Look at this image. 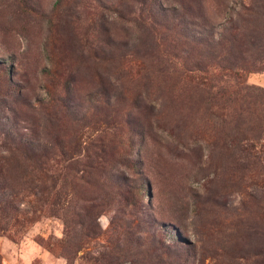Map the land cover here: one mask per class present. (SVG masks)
Instances as JSON below:
<instances>
[{"label": "rangeland", "instance_id": "374dc122", "mask_svg": "<svg viewBox=\"0 0 264 264\" xmlns=\"http://www.w3.org/2000/svg\"><path fill=\"white\" fill-rule=\"evenodd\" d=\"M0 223V264H264V0H0Z\"/></svg>", "mask_w": 264, "mask_h": 264}, {"label": "trees", "instance_id": "16d2710c", "mask_svg": "<svg viewBox=\"0 0 264 264\" xmlns=\"http://www.w3.org/2000/svg\"><path fill=\"white\" fill-rule=\"evenodd\" d=\"M82 179L84 180V178H82ZM71 181H72V183L73 182L78 183V177L73 176V179L71 178ZM0 225H1V223H0ZM0 228H2V227H0Z\"/></svg>", "mask_w": 264, "mask_h": 264}]
</instances>
